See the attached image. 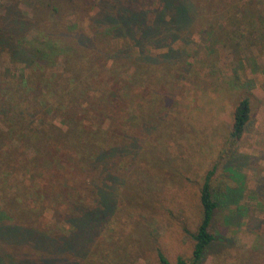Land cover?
<instances>
[{
    "label": "rangeland",
    "instance_id": "1",
    "mask_svg": "<svg viewBox=\"0 0 264 264\" xmlns=\"http://www.w3.org/2000/svg\"><path fill=\"white\" fill-rule=\"evenodd\" d=\"M193 1L203 11L192 22L186 62L147 69L108 61L107 70H97L86 78L92 83L80 87L76 112L82 124L113 130L117 139L129 140L112 169L113 209L73 259L78 264H159L157 249L171 264L177 257H190L191 234L201 218L204 173L215 165L211 187L233 185L221 165L231 148L232 112L243 97L249 103V119L235 150L251 158L239 168L244 176L240 199L228 206L240 214L218 232L201 264H264L262 205L254 193L256 177L264 176V0ZM87 14L78 1L0 0V205L10 192L21 190L20 183H28L31 172L35 148L23 143L16 131L37 127L43 120L61 129L67 125L65 116L50 108L53 99L48 96L52 76L70 74L62 58L40 66L27 61L25 54L43 47L39 37L55 38L69 25L87 31ZM108 43L121 46L116 40ZM235 75L238 82L252 79L254 87H237ZM101 80L111 97H102ZM100 98L107 100L100 103ZM99 110L105 111L100 121H92L98 120L94 114ZM20 117L25 121L19 126ZM63 176L70 182L81 174L72 167L42 173L38 182L49 179L58 190ZM41 200L43 209L33 214L25 210L24 216L55 233L74 230L52 204Z\"/></svg>",
    "mask_w": 264,
    "mask_h": 264
},
{
    "label": "trees",
    "instance_id": "2",
    "mask_svg": "<svg viewBox=\"0 0 264 264\" xmlns=\"http://www.w3.org/2000/svg\"><path fill=\"white\" fill-rule=\"evenodd\" d=\"M62 1H78L82 4L88 13L87 31L81 26L69 25L64 32L59 33L65 40L58 35L55 38L43 35L38 40L43 47L27 50L25 58L40 66L47 59L57 56L62 58L70 74L66 77L60 74L52 76L50 81L53 90L48 96L53 99L50 108L55 113L63 114L67 125L61 129L50 120H43L37 127H25L22 133L16 131L23 143L35 148V153L30 160L28 183H20L21 190L10 192L11 195L1 200L0 264H78L73 259L81 255L85 244L97 234L113 209V178L116 176L112 169L119 162L117 155L129 140L117 139L113 130L105 132L100 127L87 128L82 124V118L76 112L80 108L76 104L80 87L92 83L86 78L94 76L97 70H107L104 65L108 61L112 65L147 69L159 65L170 68L186 62L185 45L191 41L192 22L203 11V6L193 0ZM51 9L58 11L56 6ZM59 39L64 42L61 43ZM112 40L118 41L121 46H109L108 42ZM176 41L179 43L177 46L174 45ZM103 74L104 77L107 75L112 78ZM37 81L46 82L39 77ZM233 82L237 87H254L252 79L238 82L237 75ZM100 83L104 88L102 97H111L112 93L104 87L106 81L101 80ZM103 100L107 99L100 98L98 102ZM43 101L46 102L47 98ZM104 113L99 110L98 114H94L98 120L92 121H100ZM248 119L249 103L243 97L232 112L228 140L231 148L227 149L229 151L221 165L233 185L212 188L210 180L215 165L206 170L199 187L201 218L191 234L193 245L190 257L187 260L177 257L174 264H201L208 247L217 239L218 232L231 221L230 218L240 214V211L234 214L228 211V206L240 199L244 176L239 168L251 158L235 150V144L244 132ZM24 121L21 117L17 119L19 126ZM72 167L81 174L80 178L69 182L63 176L58 190H54L49 179L42 185L38 182L42 173L58 174ZM254 188L262 205L263 216L259 220L264 221V176L256 177ZM41 196L52 204L54 211L63 215L65 221L74 228L73 231L68 234L55 233L39 224L34 225L33 220L24 216L25 210L33 214L39 208L43 209ZM220 211L225 212L219 220ZM69 214L70 217L67 216ZM219 222H222V226ZM156 257L159 264H171L158 249Z\"/></svg>",
    "mask_w": 264,
    "mask_h": 264
}]
</instances>
